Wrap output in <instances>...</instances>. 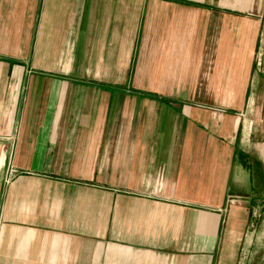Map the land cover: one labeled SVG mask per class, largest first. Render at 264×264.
I'll return each mask as SVG.
<instances>
[{
	"label": "crops",
	"instance_id": "0c3cea01",
	"mask_svg": "<svg viewBox=\"0 0 264 264\" xmlns=\"http://www.w3.org/2000/svg\"><path fill=\"white\" fill-rule=\"evenodd\" d=\"M263 27L264 0H0V264H240Z\"/></svg>",
	"mask_w": 264,
	"mask_h": 264
},
{
	"label": "rangeland",
	"instance_id": "374dc122",
	"mask_svg": "<svg viewBox=\"0 0 264 264\" xmlns=\"http://www.w3.org/2000/svg\"><path fill=\"white\" fill-rule=\"evenodd\" d=\"M258 51L260 55L256 54L255 61L259 62L256 64L254 70V79L251 82V89L248 97L245 98L243 104L239 103L236 106V114L241 117L242 128L240 130L239 147L243 150L253 151L252 145L258 143L255 140L264 137V130H261L264 126V27L261 35L258 37ZM258 56V59H256ZM31 72V70L26 71ZM210 99H202V103L208 105L207 107L213 108V110H221L222 103H213L210 105ZM250 133V135H248ZM254 135V136H252ZM263 166H264V156ZM257 187H253L252 193L245 196L233 197L227 195V201L232 202V198H238L244 205H250L251 203L264 202V188L259 190ZM232 200V201H231ZM239 201V200H238ZM250 201V202H249ZM250 219L253 221L252 225L246 227L247 233L244 236L241 248L237 251L238 256L241 259L240 264H264V207L259 211H254L250 215ZM245 228V227H244ZM249 238V241L247 239ZM243 251V252H242ZM245 252V253H244ZM241 260L243 262L241 263ZM237 264V263H236Z\"/></svg>",
	"mask_w": 264,
	"mask_h": 264
}]
</instances>
